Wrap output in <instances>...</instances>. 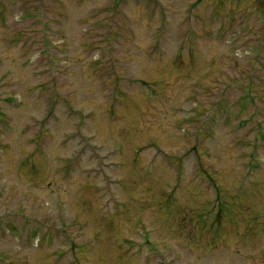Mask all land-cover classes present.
I'll list each match as a JSON object with an SVG mask.
<instances>
[{
  "label": "rangeland",
  "instance_id": "374dc122",
  "mask_svg": "<svg viewBox=\"0 0 264 264\" xmlns=\"http://www.w3.org/2000/svg\"><path fill=\"white\" fill-rule=\"evenodd\" d=\"M0 264H264V0H0Z\"/></svg>",
  "mask_w": 264,
  "mask_h": 264
}]
</instances>
